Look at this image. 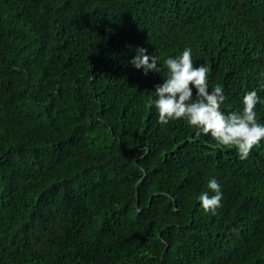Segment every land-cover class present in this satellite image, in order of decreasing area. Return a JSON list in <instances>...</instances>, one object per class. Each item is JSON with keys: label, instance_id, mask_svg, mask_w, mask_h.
Wrapping results in <instances>:
<instances>
[{"label": "trees", "instance_id": "obj_1", "mask_svg": "<svg viewBox=\"0 0 264 264\" xmlns=\"http://www.w3.org/2000/svg\"><path fill=\"white\" fill-rule=\"evenodd\" d=\"M139 47H191L225 114L264 98V0H0V264H264V140L160 125Z\"/></svg>", "mask_w": 264, "mask_h": 264}, {"label": "clouds", "instance_id": "obj_2", "mask_svg": "<svg viewBox=\"0 0 264 264\" xmlns=\"http://www.w3.org/2000/svg\"><path fill=\"white\" fill-rule=\"evenodd\" d=\"M129 63L145 76L163 72L162 83L154 86L149 101L160 125L183 121L197 135L209 136L215 147L234 149L240 160L248 159L264 140V123L258 122L256 113V106L264 104V98L255 89L247 91L241 100L242 107L225 114L222 107L227 97L223 87L217 84L210 88L209 69L205 64H194L191 47L167 57L163 65L158 56L139 47ZM260 89L264 91V84ZM222 199L221 184L215 177L207 180L206 190L197 196L200 207L213 214L221 207Z\"/></svg>", "mask_w": 264, "mask_h": 264}]
</instances>
